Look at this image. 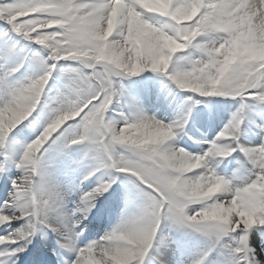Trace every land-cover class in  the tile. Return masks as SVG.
<instances>
[{
    "label": "snow or ice",
    "instance_id": "1",
    "mask_svg": "<svg viewBox=\"0 0 264 264\" xmlns=\"http://www.w3.org/2000/svg\"><path fill=\"white\" fill-rule=\"evenodd\" d=\"M0 264H264V0H0Z\"/></svg>",
    "mask_w": 264,
    "mask_h": 264
},
{
    "label": "bare ground",
    "instance_id": "2",
    "mask_svg": "<svg viewBox=\"0 0 264 264\" xmlns=\"http://www.w3.org/2000/svg\"><path fill=\"white\" fill-rule=\"evenodd\" d=\"M168 112H171V113H175V112H172V111H168ZM164 114H168V113H166V112H163ZM158 115H161L162 113H157ZM176 114V113H175ZM169 115V114H168ZM190 125H191V121H190ZM198 133H200V132H198ZM86 187H88V186H86Z\"/></svg>",
    "mask_w": 264,
    "mask_h": 264
}]
</instances>
